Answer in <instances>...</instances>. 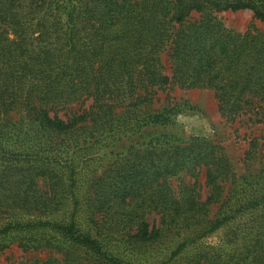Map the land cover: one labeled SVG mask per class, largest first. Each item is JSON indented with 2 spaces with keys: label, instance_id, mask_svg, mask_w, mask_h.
<instances>
[{
  "label": "trees",
  "instance_id": "trees-1",
  "mask_svg": "<svg viewBox=\"0 0 264 264\" xmlns=\"http://www.w3.org/2000/svg\"><path fill=\"white\" fill-rule=\"evenodd\" d=\"M229 10L264 22V0H0V256L49 253L0 264H264V164L236 176L152 107L208 89L227 120H262L264 30ZM102 141L111 163L81 179Z\"/></svg>",
  "mask_w": 264,
  "mask_h": 264
},
{
  "label": "rangeland",
  "instance_id": "rangeland-1",
  "mask_svg": "<svg viewBox=\"0 0 264 264\" xmlns=\"http://www.w3.org/2000/svg\"><path fill=\"white\" fill-rule=\"evenodd\" d=\"M223 24L229 28L244 32L254 24L259 29L264 30V22L257 20L251 10L222 11L217 14ZM153 109L163 106L174 109L177 114L176 119L182 125L187 136H198L208 138L215 143L222 145L226 155L233 167L236 176H240L248 169H255L264 164V117L254 114H247L234 121H229L223 117L219 111L218 102L213 91L208 89H183L174 87L171 90H160L153 98ZM91 104L87 101L83 109ZM78 109V105L73 106ZM143 109V108H142ZM121 108L115 109V114L121 112ZM141 112H138L140 115ZM117 131V130H116ZM109 143L102 141L95 148L87 152L88 161L80 164L81 174L93 176L101 173L105 167L111 163L112 156L106 154L111 151ZM205 181L204 175L200 176V182ZM202 195L205 197L206 188L202 187ZM155 217H150L152 223ZM224 231L211 235L204 240V245L216 246L222 243ZM167 252H164L166 254ZM47 251H24L13 244L9 249L2 252L1 262H13L27 259H47Z\"/></svg>",
  "mask_w": 264,
  "mask_h": 264
}]
</instances>
